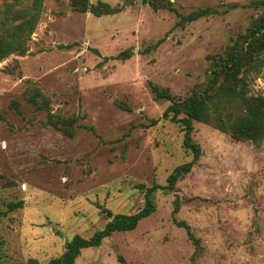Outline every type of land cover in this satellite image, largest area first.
I'll return each mask as SVG.
<instances>
[{
  "label": "rangeland",
  "instance_id": "rangeland-1",
  "mask_svg": "<svg viewBox=\"0 0 264 264\" xmlns=\"http://www.w3.org/2000/svg\"><path fill=\"white\" fill-rule=\"evenodd\" d=\"M103 1L122 10L96 16L71 0H44L28 52L0 62V210L23 201L0 225L4 264L47 263L111 214L140 211L146 189L166 184L192 157L181 125L163 116L170 101L155 98L151 83L185 97L207 79L208 56L259 12L251 0H169L175 10L155 9L153 0ZM206 7L216 12L182 20ZM127 48L129 57H117ZM28 81L54 112L77 116L75 136L44 125L45 113L23 96ZM251 91L264 94V65ZM194 139L203 153L175 189H157L149 216L83 249L75 264H264V140L235 141L198 121ZM174 219L191 226L200 253Z\"/></svg>",
  "mask_w": 264,
  "mask_h": 264
},
{
  "label": "trees",
  "instance_id": "trees-1",
  "mask_svg": "<svg viewBox=\"0 0 264 264\" xmlns=\"http://www.w3.org/2000/svg\"><path fill=\"white\" fill-rule=\"evenodd\" d=\"M153 0L155 9L166 7L175 10L170 1ZM259 12L246 30L239 33L223 52L209 55L210 67L207 79L195 85L185 97L173 94L168 87L151 83L155 98H166L170 104L163 116L179 123L184 132L183 145L192 154L190 160L179 164L167 177L166 184L154 183L145 191L144 207L133 214L117 213L101 229L90 237L74 235L65 250L52 257L47 263L37 258H29L24 264H75L81 251L101 245L106 237L115 231L134 229L138 222L149 216L156 207L153 193L157 189H175L177 182L188 174L202 155L201 145L194 139V122H203L228 134L235 141H250L259 144L264 140V94L253 93L251 82L264 65V0H251L249 3ZM72 8L79 12H91L96 16L115 14L122 7L98 0H71ZM239 4L229 3L228 9ZM44 0H0V62L12 54L25 55L29 50V41L35 32L44 11ZM216 12L211 7L199 8L182 16L183 21H193L201 16ZM132 49L127 48L117 57H129ZM7 72L13 69L5 67ZM21 74V71H18ZM23 96L36 109L45 113L44 125L51 126L68 137L75 136L81 125L76 115L65 116L54 112L51 99L40 86L28 81ZM12 106L18 108V101ZM129 109L127 105H121ZM94 130L93 127H90ZM23 201L10 202L6 209L0 210V225L8 212L21 207ZM180 208L176 198L174 212ZM184 226L189 237L197 244L201 252L200 238L192 232L191 226L184 220L177 221ZM0 264H4V241L0 236Z\"/></svg>",
  "mask_w": 264,
  "mask_h": 264
}]
</instances>
